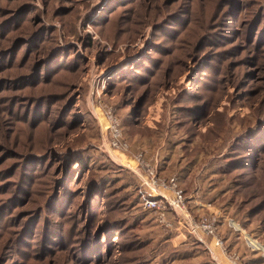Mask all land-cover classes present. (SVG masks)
Listing matches in <instances>:
<instances>
[{
  "label": "rangeland",
  "instance_id": "obj_1",
  "mask_svg": "<svg viewBox=\"0 0 264 264\" xmlns=\"http://www.w3.org/2000/svg\"><path fill=\"white\" fill-rule=\"evenodd\" d=\"M142 163L264 246V0H0V264H238L139 207Z\"/></svg>",
  "mask_w": 264,
  "mask_h": 264
},
{
  "label": "built area",
  "instance_id": "obj_2",
  "mask_svg": "<svg viewBox=\"0 0 264 264\" xmlns=\"http://www.w3.org/2000/svg\"><path fill=\"white\" fill-rule=\"evenodd\" d=\"M107 122H108V129H110V136L108 139V144L113 149H118L120 151H127L128 144L121 139V131L118 128V123L116 122L115 118L113 117V114L106 113ZM142 166L144 168V179L142 178V183L144 186L147 187L148 190L151 192L150 199L145 198L144 199V206L147 207H153L155 210L158 209L160 211L159 218L160 222L165 223L166 226L170 227V223L165 222L163 218V213L167 208L174 211L175 214L178 216V222H177V228L176 232L184 230L186 233L196 234L197 232H200L201 234H205L207 236H212L216 238V243L219 240L216 232L218 231V225L219 220H217L214 217L205 216L203 215L202 218L193 219L188 215V218H181L179 214L177 213L178 210H182L184 207V198H183V190L179 188L178 186V180L176 176H171L170 179L161 178L156 173V165L151 166L148 163H142ZM161 190H169L173 192V196L171 199H168L163 194H161ZM183 219V220H181ZM222 220V219H221ZM228 226L235 230H239L236 228H239V224L235 223L232 219H225ZM182 228V229H181ZM255 244H257L259 247H256L253 244H249L250 250L253 248L257 251H263L264 249L263 245H259L257 242L254 241ZM219 244V245H218ZM217 246H222L221 240L218 241ZM247 244V243H246ZM253 247V248H252ZM262 247V249L260 248ZM253 249V250H254ZM262 253V252H261ZM264 253V252H263ZM237 258L233 256V261H235ZM235 262H233L234 264Z\"/></svg>",
  "mask_w": 264,
  "mask_h": 264
},
{
  "label": "crops",
  "instance_id": "obj_3",
  "mask_svg": "<svg viewBox=\"0 0 264 264\" xmlns=\"http://www.w3.org/2000/svg\"><path fill=\"white\" fill-rule=\"evenodd\" d=\"M158 153H159V151H158ZM159 157H160V155H159ZM173 159L174 158H172V156L167 157V161H166V164L164 166V170H166L167 168L170 169V166H171L170 162H172ZM186 176H188V174H186ZM186 176H184V178ZM183 193H184V191H183ZM148 195L150 197H152L151 194H149V192H148ZM193 200H196V198L194 199V197H192V200L190 202L193 203ZM226 228H227L226 226L220 225L219 231H222L224 243L227 246L228 250L231 253H237L238 256L240 257L238 264H264V257L261 254H259L258 252L254 253V252H251L250 250H247L245 248L246 246H245L244 242L242 240L238 239L237 235H234L233 233L226 231L227 230ZM254 234L256 236H258L259 238H261V235L258 234L257 232H254ZM252 241H253V239H252ZM255 246L258 247L257 244H255ZM212 251L217 254L216 259L214 260L215 262H218L219 264H228V263H226L227 261L225 260V257L221 254L220 251L218 252L215 249H213Z\"/></svg>",
  "mask_w": 264,
  "mask_h": 264
},
{
  "label": "trees",
  "instance_id": "obj_4",
  "mask_svg": "<svg viewBox=\"0 0 264 264\" xmlns=\"http://www.w3.org/2000/svg\"><path fill=\"white\" fill-rule=\"evenodd\" d=\"M144 100H145V98L144 97H142L140 100H139V102L137 103L138 105V107L137 108H140L142 105H143V103H144ZM175 144V143H174ZM173 145V144H172ZM178 144H175V148H176V146H177ZM173 147V148H174ZM172 153V152H171ZM171 153H170V155H160V157H159V169L162 171V170H164V166H165V164H166V161H167V157H170V156H172L171 155ZM172 158H173V156H172ZM174 160V159H173ZM173 162V161H172ZM172 162H170V165H171V163ZM77 163V165H80V163H81V161L79 162V161H77L76 162ZM184 164H182L181 166H179L178 167V172H180V174H184L186 171H185V169L183 168L184 166H183ZM187 173V172H186ZM186 173H185V176H186ZM182 174V175H183ZM181 176V175H180ZM145 191V190H144ZM143 194H140L141 196H140V198H139V207L140 206H142V205H144V199L145 198H147V199H150V196L148 195V192L147 191H145V192H142ZM143 200V201H142ZM261 211V209L260 208H257V207H255V208H253L252 210H251V212L249 213V215H247V217H244V219L245 218H247V219H252V220H256V218H258L259 216H260V212ZM168 217H170V220H171V215L169 216L168 215ZM261 219V218H260ZM263 222H264V220L263 219H261ZM262 221H260V223L259 224H262ZM219 225L221 224L222 225V221H220L219 220ZM262 226V225H261ZM227 230L226 231H228V232H230V233H232V231L231 230H229L228 228H226ZM235 235V234H234ZM192 242H193V244L192 245H194L195 247H199L202 251H206L205 250V248H203V246H202V244H200L199 242H197L196 240H193V239H191V238H189ZM245 246H246V244H245ZM247 250H250L247 246L245 247ZM251 252H254V253H256V252H258V251H256V250H250Z\"/></svg>",
  "mask_w": 264,
  "mask_h": 264
}]
</instances>
